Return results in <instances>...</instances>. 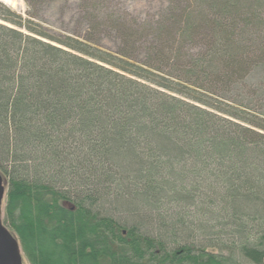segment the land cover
<instances>
[{"label": "trees", "instance_id": "trees-1", "mask_svg": "<svg viewBox=\"0 0 264 264\" xmlns=\"http://www.w3.org/2000/svg\"><path fill=\"white\" fill-rule=\"evenodd\" d=\"M85 1L118 53L0 7L3 222L23 256L264 264V0H170L140 24Z\"/></svg>", "mask_w": 264, "mask_h": 264}, {"label": "rangeland", "instance_id": "rangeland-1", "mask_svg": "<svg viewBox=\"0 0 264 264\" xmlns=\"http://www.w3.org/2000/svg\"><path fill=\"white\" fill-rule=\"evenodd\" d=\"M1 6H7L25 19H32L55 36H71L87 40L92 34L94 42L103 49L118 53L121 48V36L110 24L92 29L91 14L102 12L88 8L85 0H6ZM170 0H107L103 8L117 15L122 14L128 21L136 24L159 20ZM0 23H4L0 20ZM95 26V25H94ZM98 27V26H95ZM92 29V30H91ZM144 51V50H141ZM137 51V52H141ZM5 206L3 209L4 217ZM24 264H30L24 256Z\"/></svg>", "mask_w": 264, "mask_h": 264}, {"label": "water", "instance_id": "water-1", "mask_svg": "<svg viewBox=\"0 0 264 264\" xmlns=\"http://www.w3.org/2000/svg\"><path fill=\"white\" fill-rule=\"evenodd\" d=\"M6 194V181L0 171V264H24L20 242L3 222Z\"/></svg>", "mask_w": 264, "mask_h": 264}, {"label": "bare ground", "instance_id": "bare-ground-1", "mask_svg": "<svg viewBox=\"0 0 264 264\" xmlns=\"http://www.w3.org/2000/svg\"><path fill=\"white\" fill-rule=\"evenodd\" d=\"M1 2H7L6 0H0Z\"/></svg>", "mask_w": 264, "mask_h": 264}]
</instances>
